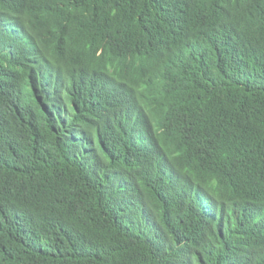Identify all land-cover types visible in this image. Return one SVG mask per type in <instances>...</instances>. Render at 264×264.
<instances>
[{"label": "trees", "instance_id": "obj_1", "mask_svg": "<svg viewBox=\"0 0 264 264\" xmlns=\"http://www.w3.org/2000/svg\"><path fill=\"white\" fill-rule=\"evenodd\" d=\"M0 264H264V0H0Z\"/></svg>", "mask_w": 264, "mask_h": 264}]
</instances>
